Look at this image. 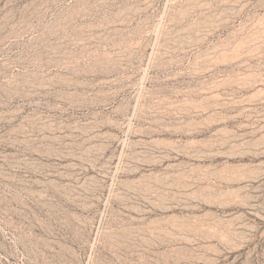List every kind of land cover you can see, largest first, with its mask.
Returning <instances> with one entry per match:
<instances>
[{
  "label": "rangeland",
  "instance_id": "1",
  "mask_svg": "<svg viewBox=\"0 0 264 264\" xmlns=\"http://www.w3.org/2000/svg\"><path fill=\"white\" fill-rule=\"evenodd\" d=\"M0 264H264V0H0Z\"/></svg>",
  "mask_w": 264,
  "mask_h": 264
},
{
  "label": "bare ground",
  "instance_id": "2",
  "mask_svg": "<svg viewBox=\"0 0 264 264\" xmlns=\"http://www.w3.org/2000/svg\"><path fill=\"white\" fill-rule=\"evenodd\" d=\"M84 105L89 107H97L98 115H106L114 112L113 101L104 95L97 96L91 102H87Z\"/></svg>",
  "mask_w": 264,
  "mask_h": 264
}]
</instances>
